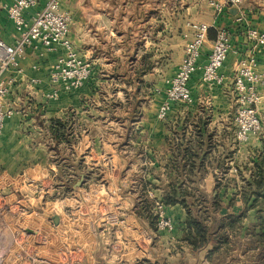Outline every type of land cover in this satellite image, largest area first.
Listing matches in <instances>:
<instances>
[{
  "label": "crops",
  "instance_id": "crops-1",
  "mask_svg": "<svg viewBox=\"0 0 264 264\" xmlns=\"http://www.w3.org/2000/svg\"><path fill=\"white\" fill-rule=\"evenodd\" d=\"M45 3L39 0L26 11L28 25ZM10 4L11 0H0V39L12 45L24 30L9 20ZM262 8L264 0H247L240 20L241 13L217 14L207 0H64L62 9L72 17L69 38L80 57L91 63L92 73L81 89L57 88L58 96L52 98L50 76L62 51L49 52L37 44L18 69L4 76L16 80L8 103L18 112L6 121L0 137V264H208V251L192 253L183 242L179 247L185 227L160 233L136 211L147 198L162 202L156 169L204 163L211 169L228 165L232 173L239 166H251L264 148V138L242 145L235 141L234 93L241 61L251 58L255 70L264 72V45L248 38L250 30L264 33ZM194 23L210 27L200 66L208 61L217 30L230 33L231 52L219 71L223 82L206 84L202 71H197L189 83L192 103L175 104L167 120L160 121L158 111L166 95L154 90L165 89V79L177 73ZM259 95L258 115L264 124V87ZM52 120L63 123L57 127V139ZM68 153H75L68 166L70 176L57 181L51 169L67 166ZM89 161L95 174L83 171L84 165L90 168ZM131 167L153 168L155 179L138 176L133 182L114 174ZM28 172L33 177L19 182L18 189L15 182ZM81 174L85 183L72 193L77 198L90 183L82 196H100L106 205L112 202L108 213L92 216L89 227L64 219L58 226H24L34 216L50 220V215L30 207L28 215L19 214L20 207L34 201L31 187L50 185L46 194L60 196L64 186L59 185L76 184ZM207 180L214 184L211 175ZM148 185L156 188L150 197ZM165 213L178 214L185 223L180 206L166 207ZM67 235L74 237L72 243H66ZM51 238L58 245L52 246Z\"/></svg>",
  "mask_w": 264,
  "mask_h": 264
},
{
  "label": "built area",
  "instance_id": "built-area-1",
  "mask_svg": "<svg viewBox=\"0 0 264 264\" xmlns=\"http://www.w3.org/2000/svg\"><path fill=\"white\" fill-rule=\"evenodd\" d=\"M246 2L247 0H207L209 7L217 14L226 13L236 8L242 15V7ZM63 3L64 0H46L44 8L32 18L31 24L28 25L25 13L37 7L39 0H11L8 7V18L24 32L12 45L0 39V137L3 134L6 121L18 112L16 107L8 103V97L16 80L13 77L4 79V76L6 73L18 69L20 61L25 58L29 49L35 48L39 44L49 52L62 51L50 76L51 84L55 90L52 98H57V88L66 91L79 90L91 77V63L80 57L69 38V25L72 17L68 11L62 9ZM190 27L193 37L185 48L184 58L165 93V100L159 108L158 119L160 121L167 120L175 104L189 105L192 103L189 83L197 71H202V81L206 84H221L223 82L219 71L231 52L230 33L224 28L217 30L208 61L204 66H200L199 60L208 41L210 27L204 23H194ZM248 38L259 45H264V33L262 32L250 30ZM260 87H264V72L255 70V62L251 58L241 61L234 79L237 104L235 141L237 144H246L251 138H258L264 132V124L258 115V105L261 100ZM29 211L30 209L25 205L19 208L21 216L28 215ZM156 211L157 232H173L174 223L166 215L163 203H156ZM137 249H141V247L137 245ZM119 264L127 263L120 262ZM134 264L148 263L138 261Z\"/></svg>",
  "mask_w": 264,
  "mask_h": 264
},
{
  "label": "trees",
  "instance_id": "trees-1",
  "mask_svg": "<svg viewBox=\"0 0 264 264\" xmlns=\"http://www.w3.org/2000/svg\"><path fill=\"white\" fill-rule=\"evenodd\" d=\"M54 123L56 129L53 132L57 139L60 122L52 120L51 124ZM60 124L62 127L63 123ZM203 164L172 167L183 172V179L171 181L163 191L165 207L180 206L186 213L183 241L192 253L208 251V264H264V148L256 154L251 166H239L237 174L230 173L228 165L211 169ZM206 172L214 178L212 194L200 192L196 195L190 186L200 185ZM231 184L234 195L225 207L222 195L224 198L228 196V189L224 188ZM237 198L242 208L239 213H234L232 208ZM225 208L229 211L223 214ZM150 210L142 201L136 216L157 229ZM252 212L255 213L254 220L246 224Z\"/></svg>",
  "mask_w": 264,
  "mask_h": 264
},
{
  "label": "rangeland",
  "instance_id": "rangeland-1",
  "mask_svg": "<svg viewBox=\"0 0 264 264\" xmlns=\"http://www.w3.org/2000/svg\"><path fill=\"white\" fill-rule=\"evenodd\" d=\"M262 9L264 10V8H262ZM244 15H245V12L240 16L241 19H243ZM171 80H172V78L171 79H165V81H166L165 82V89H163V90L162 89H155L154 94L159 96L163 92L166 93L167 89L169 88ZM236 106H237V104H236ZM236 110H237V107H236ZM235 118H236V116H235ZM258 138L263 139L264 138V132ZM56 155L57 154L54 153V156H53L54 161L57 157ZM68 155H69L68 156L69 158H68L67 166L62 167L60 170L57 167H54L51 169L52 173L54 175H56L55 177H56L57 181L62 180L63 178L67 179L68 176H70V172H69L70 167H68V166L69 165L71 166L70 161H74L75 153H68ZM88 160H90V159H88ZM88 164H89L90 168L85 169V165H84L83 171L88 170L89 175L95 174L94 169L92 171L90 170L91 169L90 161L88 162ZM156 170L159 171L156 176L157 177L159 176V179L161 181V184L158 185L157 189L161 188L162 191H164L166 185L168 183H170L171 181H173L175 179H178V180L183 179L184 174H183V172L178 171V169L163 168L161 170H159V169H156ZM28 173L29 174L25 175L24 178H20L18 181L15 182V183H17L16 186L18 189H19V187H18L19 182L26 181L27 176L33 177L32 172H28ZM232 173L237 174V172H232ZM114 174L116 176H119V175L125 176V177H127L128 180L134 182L138 178V176L146 177V179H148V180H149V176H151L153 179H155L156 172H155V169H153V168L139 169L137 167H131V168H125L124 171H122V169H116L114 171ZM207 176H209L208 172H206L205 175L202 177V181H201L200 185H195L194 187L190 186V188H193V191H194V193H196V195H199L200 192L206 193L208 195L212 194V190H213L214 185L212 183H210L209 180H207ZM8 181H11V180L8 179ZM238 181L240 182L239 178H238ZM74 185L75 184H72V183H64V184L59 185L60 187L64 186V189L62 190V192L64 194L63 195L60 194V196L57 194H51L50 196H49V194H46L47 190H49L48 187L50 185H39L38 187H36V186L31 187L33 189L32 191H34L33 192L34 193V195H33L34 201L32 203L28 202L27 206L31 208L32 212H39L41 214L45 213L48 216L50 215L49 216L50 220H48V219L45 220L42 215H39L37 217L34 216V217L27 218V220L24 221V226L27 227L29 225V223L32 222V223L36 224L37 227H42L41 225H43V224L53 223L52 218L54 216H58L60 218V221H61V219H64L69 224L74 223L75 221H79V224H81V222H82V224L84 226L89 227L88 226L90 224L89 221H91L92 216L97 218L98 214L101 215V214L108 213L107 212L108 206L110 207V205H112V202H110V203L108 202V205H106L104 203H101L102 197H100V196H95V197L94 196L92 197L89 195L86 197L82 196V195L86 194L87 192H89L88 191L89 189L87 187H89L90 183H88V185L85 186L83 194H81L77 198L75 197L74 192L72 193V190H73L72 187ZM160 185H162V186H160ZM222 186H224V185H222ZM228 187L229 186L224 188L226 190L228 189V191H227L228 196H226V198H224V195H222L223 196V205L225 207L228 205L229 199L234 195L233 185L231 184L230 187L229 188ZM153 190H156L154 185H151V187H149V185H148V194H149L148 197H150V194L152 193ZM73 191H76V190H73ZM77 192L78 191H76V193ZM143 201H145V205H147L151 208L149 214L151 215V219L153 220L154 227H157L156 201H154V199L152 200L150 198H147L146 200H143ZM141 203H142V201H141ZM100 204H102L104 206H102ZM33 206H35V207H33ZM241 207L242 206L240 204V200L236 199L235 205L232 208V212L239 213L241 210ZM228 211L229 210L225 208L222 213L224 214V213H227ZM166 213H167V211H166ZM178 217H180V216H178V214H172V213L169 216V218H171L173 223H174V227H185V225H184L185 223L180 222V218H178ZM31 218H32V220H31ZM252 220H253V218L250 217L249 220L246 222V224L249 222H252ZM184 235H185V232H184V234H182L181 238L178 241L179 247H182V245H181L182 242L184 244H186L185 241H183ZM44 236L45 235L42 234L39 238H42ZM66 238H67L66 243H72L73 242L72 240L74 239V237H72L71 235H67ZM51 242H52V246L58 245L57 244L58 241L55 238H51ZM146 263L150 264L149 262H146Z\"/></svg>",
  "mask_w": 264,
  "mask_h": 264
},
{
  "label": "water",
  "instance_id": "water-1",
  "mask_svg": "<svg viewBox=\"0 0 264 264\" xmlns=\"http://www.w3.org/2000/svg\"><path fill=\"white\" fill-rule=\"evenodd\" d=\"M230 13H231L232 15H237V14H238V9H236V8L231 9V10H230ZM84 183H85V175H84V174H81L79 180H78V181L76 182V184L72 187L73 190H77V189L82 188L83 185H84ZM52 221H53V224H54L55 226H58L59 223H60V218H59L58 216H54V217L52 218Z\"/></svg>",
  "mask_w": 264,
  "mask_h": 264
}]
</instances>
